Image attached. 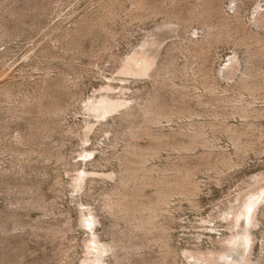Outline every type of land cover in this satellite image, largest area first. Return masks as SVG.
Returning <instances> with one entry per match:
<instances>
[{"label":"rangeland","instance_id":"rangeland-1","mask_svg":"<svg viewBox=\"0 0 264 264\" xmlns=\"http://www.w3.org/2000/svg\"><path fill=\"white\" fill-rule=\"evenodd\" d=\"M189 255L264 264V0H0V264Z\"/></svg>","mask_w":264,"mask_h":264},{"label":"bare ground","instance_id":"bare-ground-1","mask_svg":"<svg viewBox=\"0 0 264 264\" xmlns=\"http://www.w3.org/2000/svg\"><path fill=\"white\" fill-rule=\"evenodd\" d=\"M229 58V57H228ZM227 59V58H226ZM127 62H129V61H127ZM125 69H127V67L125 68ZM128 70H130L129 68H128ZM131 70H132V68H131ZM125 71V70H124ZM125 73V72H124ZM97 104V103H96ZM101 104V103H100ZM103 104H105V103H102L101 105L103 106ZM94 105V104H93ZM98 105V104H97ZM109 105H110V108L111 109H115L116 110V106L117 105H111L110 103H109ZM108 105V106H109ZM119 105H122V103H120ZM118 105V106H119ZM123 106V105H122ZM122 106H119V107H122ZM90 107V106H89ZM93 107V106H92ZM96 107H93V110L95 109ZM99 108V107H98ZM97 108V109H98ZM103 108V107H102ZM102 108H99L100 110L102 109ZM109 108V107H108ZM105 109H107V107L105 108ZM111 109H109V110H111ZM108 110V109H107ZM99 111V110H98ZM102 111H103V109H102ZM112 111V110H111ZM99 112H101V111H99ZM108 112H110V111H108ZM107 113V112H106ZM258 182V181H257ZM254 183V182H253ZM255 184V183H254ZM253 186V185H252ZM254 187V186H253ZM255 194V193H254ZM261 197L258 195V194H255V195H253L251 198H250V200H249V202H247L246 203V205H245V213H243V212H240V214L239 215H237L236 217H235V224H234V226H231L230 228H232V229H238L237 228V223L239 222V219H241V218H245L246 219V223H247V225L249 226L250 224H251V217H252V215H253V213H254V210L256 209V205H257V202H258V200L260 199ZM228 208H230V207H228ZM226 212V211H225ZM224 212V213H225ZM235 210H234V208H230V209H228L227 210V212L225 213V215H228V216H230V215H233V216H235ZM226 219V218H225ZM244 224V223H243ZM242 225V224H241ZM241 227V226H240ZM243 228H245L244 226H243ZM231 229V230H232ZM235 229V230H236ZM240 231V230H239ZM238 232V231H237ZM237 232H235V234H234V239L229 243V246L231 245V246H233V247H236V246H238L239 245V243H243V242H245V243H247L248 241H249V234H248V231L246 230V229H243L240 233H237ZM102 246H104V245H102ZM246 249V248H245ZM109 250V248H106V247H104V249H103V252L104 251H108ZM231 250V249H230ZM233 250V249H232ZM230 252V251H229ZM100 254H101V252H100ZM188 258H191L193 261H195L196 262V260L197 261H200V264H207L206 263V261L205 260H203L202 258H198V259H194V257L193 256H191V255H189V256H187ZM217 260H219V261H221V264H225L226 263V259H223V258H217ZM229 260V259H228ZM191 262V261H190ZM199 263V262H198ZM194 264V263H193ZM214 264V263H213Z\"/></svg>","mask_w":264,"mask_h":264}]
</instances>
